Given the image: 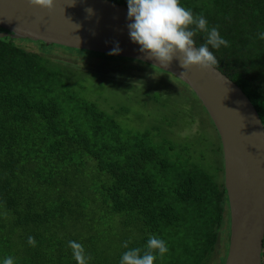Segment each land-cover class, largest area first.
Returning a JSON list of instances; mask_svg holds the SVG:
<instances>
[{
  "label": "trees",
  "instance_id": "16d2710c",
  "mask_svg": "<svg viewBox=\"0 0 264 264\" xmlns=\"http://www.w3.org/2000/svg\"><path fill=\"white\" fill-rule=\"evenodd\" d=\"M180 3L229 42L209 46L215 68L246 95L264 129V0ZM205 38L198 32L195 45ZM22 40L30 41L0 37V264L9 256L15 264H76L69 241L84 246L89 264H120L124 252L144 250L153 235L169 249L154 264H211L219 234L221 264L228 236L221 154L214 174L200 164L202 156L190 162L162 155L147 129L122 132L75 95L69 62L46 49L123 65L140 61L41 41H30V50Z\"/></svg>",
  "mask_w": 264,
  "mask_h": 264
},
{
  "label": "water",
  "instance_id": "95a60500",
  "mask_svg": "<svg viewBox=\"0 0 264 264\" xmlns=\"http://www.w3.org/2000/svg\"><path fill=\"white\" fill-rule=\"evenodd\" d=\"M92 9L89 15L86 9ZM128 7L111 0H55L54 9L26 0H0V37L41 41L108 54L151 65L180 80L200 102L216 130L222 156V182L228 210V236L222 264H260L264 233V129L256 109L217 68L193 66L187 77L178 60L160 68L132 42Z\"/></svg>",
  "mask_w": 264,
  "mask_h": 264
},
{
  "label": "rangeland",
  "instance_id": "374dc122",
  "mask_svg": "<svg viewBox=\"0 0 264 264\" xmlns=\"http://www.w3.org/2000/svg\"><path fill=\"white\" fill-rule=\"evenodd\" d=\"M20 43L36 50L30 41ZM46 50L51 57L69 62L75 95L110 115L122 132L147 129L151 145L162 155L190 162L202 156L200 164L216 173L221 154L218 135L198 99L180 80L141 62L123 65L95 55L81 58L63 48ZM224 242L219 234L211 264H218Z\"/></svg>",
  "mask_w": 264,
  "mask_h": 264
},
{
  "label": "clouds",
  "instance_id": "9594fccd",
  "mask_svg": "<svg viewBox=\"0 0 264 264\" xmlns=\"http://www.w3.org/2000/svg\"><path fill=\"white\" fill-rule=\"evenodd\" d=\"M31 7L47 9L51 12L55 0H26ZM128 19L134 22L127 25L132 42L140 45V51L148 59H154L160 68H167L175 59L183 69L181 76L187 77L193 66L214 68L219 61L212 49L221 46L228 47L229 42L221 37L218 27L209 29L208 21L202 15H195L191 9L181 5L180 0H127ZM89 15L92 9H86ZM198 32L206 34L205 43L195 45L194 37ZM259 39L264 40V32L259 33ZM118 42L109 53L119 54ZM28 244L36 246V239L29 236ZM128 243L124 247L128 248ZM76 264H89L91 259L81 243L69 241L68 245ZM169 251L166 242L156 236H150L144 250L131 248L122 254L120 264H154L157 254L163 257ZM2 264H15L9 256Z\"/></svg>",
  "mask_w": 264,
  "mask_h": 264
}]
</instances>
